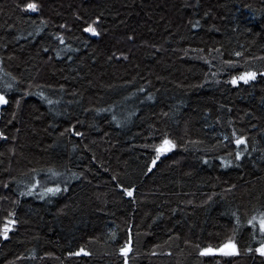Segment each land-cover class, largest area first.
<instances>
[{"label": "trees", "instance_id": "16d2710c", "mask_svg": "<svg viewBox=\"0 0 264 264\" xmlns=\"http://www.w3.org/2000/svg\"><path fill=\"white\" fill-rule=\"evenodd\" d=\"M27 2L0 0V68L21 81H0L12 100L0 108V224L9 211L18 221L0 264H123L129 235V264H202L196 246L227 236L242 254L208 264H264L246 252L258 246L247 220L264 212V0H31L36 14L17 8ZM97 17L100 35L83 33ZM66 46L76 50L57 59ZM245 70L256 80L226 83ZM41 91L60 101L53 111ZM233 132L249 145L240 161ZM165 133L178 147L148 173L144 145ZM33 176L61 193L21 196ZM81 247L90 255L68 258Z\"/></svg>", "mask_w": 264, "mask_h": 264}, {"label": "snow or ice", "instance_id": "6c2138e0", "mask_svg": "<svg viewBox=\"0 0 264 264\" xmlns=\"http://www.w3.org/2000/svg\"><path fill=\"white\" fill-rule=\"evenodd\" d=\"M17 8L21 12L26 13H36L40 10V5L36 2H27L22 7L21 5L17 4ZM77 20H80L81 17L79 15L76 16ZM40 23L43 25L45 24V21L41 20ZM100 23V18L97 17L95 20L91 22H86V26L82 27L83 33H87L92 37H97L100 35V32L98 31V24ZM199 25V21H196V23L193 25V27H196ZM60 28L64 29L66 28V25L61 24ZM37 34H39V29L37 30ZM29 35H32V33H29ZM16 39H20V37H16ZM53 39L58 41L60 45H65V37L63 35H54ZM131 39V37H129ZM45 52H48L49 49L46 47L43 49ZM76 49H73L70 46H66L64 48L58 49L56 53V58H61L62 52H73ZM235 55L239 57L241 55L240 52H236ZM69 60L72 59L71 56L68 57ZM207 63V61H206ZM228 68L235 67V64L232 61H226L225 62ZM258 73L254 70H245L240 72L237 75H232L231 78L226 81V83L231 84L233 87H237L240 84L243 85H249L251 82L255 81L257 78ZM259 75L264 76V72H260ZM7 76L8 81H3V77ZM0 81L3 82V86L5 90L11 91L14 90V86L21 83L20 80H18L16 77L12 76L10 73H7L3 70V68H0ZM31 87V84L29 85ZM37 87H43L42 85H37ZM63 85L60 86L59 91H63ZM140 92H144V88L139 89ZM34 93L25 91L24 95H33ZM35 95H38L42 102H46L47 105L50 106L49 110L53 111L54 106L58 104L59 100H53L49 96H47L43 91L39 93H35ZM148 99L151 100V95L148 96ZM12 103V100L10 97L6 96L5 91L0 90V108H4L6 106H9ZM21 101L17 99L15 101V104L17 107H19ZM101 111H110V109H102ZM165 115H167L165 113ZM13 119H15V112L12 113ZM113 121L116 120V116L113 114L112 116ZM8 123H12V121H8ZM117 127H120V124L116 125ZM71 131L73 135L79 137L82 136L83 133L76 131L73 129H66V131ZM63 135V133H61ZM8 137L5 135L3 131H0V140H7ZM225 140L229 139L228 137L224 138ZM231 143H234L236 146L235 161H240L241 158L245 155L246 152L249 151V145L247 143L246 137L243 135H237L235 132L232 134V140ZM243 146V148H241ZM144 147L149 148L150 151L153 153L151 163L147 166L148 173H151L153 169L157 166L158 162L161 161L162 157H166L169 153L174 152V150L178 147L177 143L170 138V136L165 133L163 134L159 141L157 143H153L151 145H144ZM252 151H256L255 147L252 148ZM231 155V153H229ZM205 164L208 163L207 160L204 161ZM221 165L224 167H231L232 161L226 160L224 158L220 159ZM239 167V165H236ZM62 175L61 173H58L56 171H53L52 169H49L48 178H54L57 176ZM73 178L79 179V176H77L75 173L72 174ZM114 181L117 179V177L113 176L112 178ZM32 183L26 184L25 188L26 191L20 192L21 196H31L33 195V191L39 187L41 191L39 192L38 196L39 199L44 200L45 197H55L57 194L61 193L62 189L59 184H57L54 187H48L46 184L41 183V181L37 180L35 176L32 177ZM9 185L6 183L4 184V188H8ZM117 187L121 188L123 191V194L127 197H132L134 189L131 187H125L123 185L117 184ZM234 187V186H233ZM63 191H68L67 188H64ZM0 199H7V197H0ZM14 204H18L19 201L15 200L13 201ZM232 216L236 218L237 226H239L240 221L239 217L235 212L232 213ZM15 212L9 211L7 214V217L4 218L3 223L0 224V237H2L4 240L9 239V233H11L15 226L17 225L18 221L14 219ZM247 226L251 230L252 234V240L257 243L258 246L252 247L249 245L246 249V252L248 254H254L256 256H259L262 260H264V212H260L259 214L252 215L247 220ZM235 232V229H233ZM113 238L115 236L113 235ZM197 255L202 258V264H208L207 258H213V257H222V258H233L237 257L238 255H241V251L238 247V241L234 238V236H227L225 239L218 241V243L215 246H196ZM132 252V238L131 235H129L126 243L119 248V255L124 258L123 264H129V254ZM155 255V253H153ZM90 252L87 251L85 248L81 247L76 251H68L67 256L68 258L71 257H80V256H89ZM19 259V257H18ZM219 264V262H217ZM224 264H231L230 259H225Z\"/></svg>", "mask_w": 264, "mask_h": 264}, {"label": "rangeland", "instance_id": "374dc122", "mask_svg": "<svg viewBox=\"0 0 264 264\" xmlns=\"http://www.w3.org/2000/svg\"><path fill=\"white\" fill-rule=\"evenodd\" d=\"M87 34V33H86ZM87 35H89V34H87ZM98 37V36H97ZM95 38V37H94Z\"/></svg>", "mask_w": 264, "mask_h": 264}, {"label": "bare ground", "instance_id": "6f19581e", "mask_svg": "<svg viewBox=\"0 0 264 264\" xmlns=\"http://www.w3.org/2000/svg\"><path fill=\"white\" fill-rule=\"evenodd\" d=\"M231 260V259H230Z\"/></svg>", "mask_w": 264, "mask_h": 264}]
</instances>
